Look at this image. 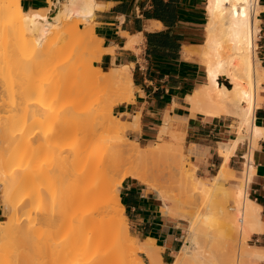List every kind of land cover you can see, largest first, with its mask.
<instances>
[{
  "label": "bare ground",
  "instance_id": "1",
  "mask_svg": "<svg viewBox=\"0 0 264 264\" xmlns=\"http://www.w3.org/2000/svg\"><path fill=\"white\" fill-rule=\"evenodd\" d=\"M48 1L52 3V7L24 8L21 0H0L2 32L21 31L22 34L18 37L15 47L21 51L34 43L29 33L31 25L52 30L59 37L64 38L59 50H63L65 56V61L62 62L66 80L74 69H80L84 74L83 80L90 83L95 79L96 74L92 70L88 71V68L93 59L96 61L101 59L105 50L102 46L103 40L94 31L96 39H89L87 33L90 34V30V33L87 29L81 30L78 20L74 21L73 17H81L84 20L94 19L95 9L101 4L97 0ZM261 9L259 0H208L205 41L199 52L193 50L192 46L184 48L188 57L200 55L201 63L207 69L206 81L187 96L191 110L208 115H233L239 119L238 136L220 144L219 151L223 160L210 182L200 181V184H197L195 173L185 170L181 161L169 165L171 175L178 176L179 187L184 192L200 189L203 192L213 191L212 194L216 190L219 194L220 190L225 193L227 188L223 187V180L234 175L229 161L238 144L245 138L244 133L250 131L249 138L256 145L263 133V127L254 122L255 109L264 101L260 90L264 89L262 85L264 67L261 66L257 55L256 42L261 31V19L258 17ZM226 39L232 41L231 46H227ZM88 52L91 53L92 59ZM129 66H115L108 72L97 66L94 70L95 73L102 74L99 79L117 82L119 91L115 99L117 103L130 101L134 97ZM221 77L229 80L230 85L221 83L219 80ZM52 94L51 91H41L25 96L26 98L22 100L24 106H21V103L14 104L6 110L8 114L4 115L5 123L3 122V125L0 123V190L3 195V207L9 213L8 220L0 224V264H145L132 255L131 251L138 249L147 253L150 258L149 264H163L160 247L155 238L131 236L128 217L124 214L125 206L120 198V188L123 181L131 177L155 189L165 215H177L175 208H172L173 204L171 206L169 204L170 200L174 202L176 200L164 188L153 182L151 176L153 173L150 174L151 169L148 170L146 166L149 157L143 152L147 149L142 148L138 141L131 139L133 145L120 148L122 154H127L124 158V164H127L125 166L121 162L114 163L112 160V146L108 143V138L97 134L93 138L88 136L89 131L94 127H102L107 131L115 130V127L119 128L112 120L92 121L84 127L83 134L86 137L82 138L79 147L75 149L70 147L71 151L68 150L69 152L67 151L68 153L62 157V160H65L63 163L66 162L65 165L63 164L65 169L53 186L47 188V195L51 199L65 193L60 197L63 200L53 201L43 208L36 207L38 206L35 205L36 201L42 198L43 193L35 185L26 187L31 185L38 173L35 168L23 169V166L18 165L13 158L14 123L21 120L30 128L37 127V129L49 124L47 122L50 120L49 114L52 110L46 102L54 97ZM112 106L110 104V113ZM104 112L103 110L101 114ZM168 121L164 123L160 137L173 126ZM117 122L122 126V131L128 126V122L121 119ZM179 136L180 134L175 133L176 138ZM177 149L182 154V146L176 143L170 145L162 143L148 151L150 150L149 154L153 160L156 157H170L172 151ZM245 166V184L240 183L236 191L238 200L240 202L243 200L241 206L243 225L239 229V221L236 218H231L232 220L227 222V229L224 230L226 236H223L222 240L225 246L227 244L231 246L230 242L233 238L230 240V237L237 234V230L238 232L241 230L242 235L244 232L249 237L251 232L262 229V207L248 193L251 175L253 176L256 171L252 155L245 162ZM121 171L122 178H117V174ZM31 178L33 181L30 180ZM176 205L179 207L180 204L177 202ZM222 212L221 215L225 218L230 215L225 210ZM211 214V212L207 213L208 218L201 215L200 218L193 216L189 219L188 233L184 242L175 252V258L167 264H193V262L217 264L208 258L200 245L202 239L199 240L200 226L211 220ZM179 217L182 220L187 218L185 214H180ZM198 220L201 222L198 223ZM224 231L222 234H225ZM226 252L222 257L226 256L228 259ZM244 257L263 260L264 249L257 248L254 251L245 249ZM230 261L232 259L222 262L227 264L231 263Z\"/></svg>",
  "mask_w": 264,
  "mask_h": 264
},
{
  "label": "crops",
  "instance_id": "2",
  "mask_svg": "<svg viewBox=\"0 0 264 264\" xmlns=\"http://www.w3.org/2000/svg\"><path fill=\"white\" fill-rule=\"evenodd\" d=\"M97 2L101 5L95 9L94 32L103 40L105 49L97 63L107 69L130 65L133 79L134 97L114 107V113L128 122L125 133L138 142L150 141L157 135L160 137L164 123L169 120L173 126L163 135L177 128L187 150L203 157V172L219 168L223 160L220 144L238 136V125L233 126V115L193 112L187 99L188 94L207 79L206 67L197 58L188 57L184 50L186 46L197 48L205 41L207 11L203 0ZM21 3L24 8L49 6L48 0H21ZM259 4L262 25L258 56L264 67V0H259ZM262 96L264 99V89ZM254 114V122L263 127V133L255 147L249 139L240 142L229 166L234 172L242 171L247 161L245 157L254 158L256 171L248 193L262 207V229L253 231L250 236L253 235L255 247L264 249V101ZM120 198L135 233L155 238L161 248L163 264H167L180 245L183 227L169 220L161 210L157 195L135 179L123 181ZM2 214L0 198V217Z\"/></svg>",
  "mask_w": 264,
  "mask_h": 264
},
{
  "label": "rangeland",
  "instance_id": "3",
  "mask_svg": "<svg viewBox=\"0 0 264 264\" xmlns=\"http://www.w3.org/2000/svg\"><path fill=\"white\" fill-rule=\"evenodd\" d=\"M207 1L208 0H203L205 9ZM49 6L52 7V3L50 1ZM53 11L54 9H52V12ZM258 17L261 19V11ZM73 20H78V25L81 30L87 29L88 32L90 30L91 33H87L89 39H96L94 34L95 32L93 33L94 19L84 20L81 17L77 18V16H74ZM1 22L2 19H0V123L2 125L5 123L4 115L8 114L6 110L11 108L14 104L21 103V106H24L22 100H24L23 98L25 96L33 95L41 91H51L54 94H52L54 97L46 102L47 106H49V108L52 110V112L49 114L50 120L47 122L49 124L42 125L39 127V129H37V127L30 128L21 120H18L14 123L15 130L13 158L18 162V165L23 166V169L30 167L35 168L37 171L38 175L34 177V181L32 180L33 178L30 179L33 182L29 181L31 182V185H27L26 188L34 187V185L40 188L43 196L39 201H36L35 205H38L36 207L43 208L52 204L53 201L58 202L63 200V198L60 197L64 196L65 193H61V195L54 196V199H51V197L47 195V188L49 186H53L55 180L65 169L63 164L66 162L63 163L65 160H62V157H64V155L69 152L68 150L71 151V149L79 147L82 138L86 137V135L83 134V130L87 124L92 121L112 120V122L115 123V126L119 127H112L116 131L113 129H109L107 131L102 127H94V129H91L88 134V136L91 138L97 134L109 139L108 143H110L112 146V160L114 163L121 162L122 165H125L124 158L127 156V154H122V152H120V148L129 147L131 144L133 145L134 143L132 140L134 139L125 133L126 129L122 131V126H119L120 124L117 122L120 120V115H116V113H114V107L117 104H120L115 101L117 95L119 94L117 82L113 80L111 82H109V80H101L99 77L102 74L100 72H94L97 66H100L105 72H108L110 69L102 67L97 63L96 60L93 59L88 71L92 70V72L96 75L95 79H93L90 83L83 80L85 79L84 74L83 72H80V69H74L73 72L68 75V80H66L63 73L64 65L62 62L65 61V56L63 55V50H59V46L64 43V38L62 39L61 36L59 37L58 34L54 33L48 28L31 25L29 33L31 38L34 40V43L20 51L15 47L18 42V37L22 34V32L8 31L7 33H3L1 30ZM261 22L260 26L262 25ZM259 36L260 33L256 40L258 43L257 55L259 51ZM225 43L227 46L232 45V41L228 39H226ZM201 45H199L197 48H193V50L199 52L202 47ZM88 53L85 55L87 56ZM89 54L91 55V53ZM193 57L197 58L201 62L200 55H195ZM79 72L81 73V76L79 75ZM219 80L221 83L230 85L229 80L224 77H221ZM76 82H78V84ZM260 90H263V88ZM67 91H69L68 95L66 93ZM110 104L113 105L111 108V113L109 111ZM103 110L105 112L104 114H101ZM232 117L234 119L233 126L238 125V119L234 116ZM175 133L179 135L180 131L174 127L166 135L161 136L160 138L162 139H160L157 135V137H154L150 141L142 140L139 143L142 148L145 150L147 149L143 152L145 155L147 154L146 157H149V160L147 159L146 161V166L148 170L149 168L151 169L149 173L154 174H151L153 182H156L160 188H164V190H166L168 194L171 195L172 198H175V200L180 204L178 207V205H176V201H169L170 206L173 204L172 208H175L177 215L172 216L165 215L163 213L174 224L183 227L180 245L178 246L177 250L181 248L184 238L188 233L189 219H191L193 216L195 218H200L201 215L206 217L207 213L211 212V220L207 221L206 223H202V226L198 225V227H201H199L201 231L198 228L200 231L199 233L201 234V238L199 237V240L202 239L200 241L201 248L204 249L205 254L209 256L208 258L210 260L215 261L217 264H226L224 262L230 259H232V261H230L231 263L227 264H264V260L258 262V260L255 258L244 257L245 249L252 251L257 249V247H255L256 244L253 239V235L248 237L243 232V236L242 231L239 230L238 232L237 230V234L235 233L230 237V240L233 238L230 242L231 246L230 244L225 246V244H223L224 241L222 242L223 236H226V231L224 230L227 226V222L232 220L231 218H236V220L239 221V229H241V225H243L241 211L243 200H241V202L238 200L236 191L240 183L245 184L244 175L246 172V166L244 165L242 171L236 170L233 177H229L230 179L227 178L223 180V187L225 186L227 188L225 193L220 190L222 194H219L216 190L215 193L217 194H212L213 191L212 193L203 192L200 189L184 192V190L179 187L177 181L178 176L176 177L171 175L169 165L175 163L177 164L179 161H181L185 166V170L190 173H195V181L197 184H200V181L210 182L214 174H216L218 167H214L211 171H206V173L203 172L201 169L203 157L188 151L184 146L183 136L180 134V136L176 138ZM244 134L245 138L242 141L245 139L250 140V131H246ZM173 142H176V144L182 146V154H180V151L177 149L172 151L173 153L170 157H156L152 160L150 157L151 154H149L150 150L148 151V149H152L155 145L160 146L162 143L163 145H170ZM150 143L151 145H148ZM251 145L252 147H255L256 143L251 141ZM70 147L71 149H69ZM117 178H122V171L117 174ZM251 178L253 179L252 175ZM126 179L132 178L127 177ZM142 186L149 188V192L155 196L157 195L155 189L148 187V185L145 184H142ZM0 198L1 201H3L1 190ZM162 207L163 206L161 204V210ZM223 210H225L226 213H230L227 218L221 215ZM180 214H185V217L187 218L182 220L179 217ZM8 218L9 213H7L3 207V214L0 217V224L7 221ZM197 222L199 223L201 221L198 220ZM203 226H205V228ZM129 229L133 238L139 237V235L135 233V229L133 228L130 221ZM223 231L225 234H222ZM228 235L230 236V234ZM242 237L244 238L242 239ZM223 247L225 248V251L223 250ZM226 249L229 256L228 259L226 256L222 257L224 252H226ZM131 252L132 255L136 257V259L138 258L145 264L150 263V258L147 256L145 251L138 249ZM159 252L161 254V248L159 249ZM175 252L176 251H174L173 254L168 258V262L175 258ZM239 252H241V254H239ZM193 264L197 263L193 262ZM204 264H206V262Z\"/></svg>",
  "mask_w": 264,
  "mask_h": 264
},
{
  "label": "built area",
  "instance_id": "4",
  "mask_svg": "<svg viewBox=\"0 0 264 264\" xmlns=\"http://www.w3.org/2000/svg\"><path fill=\"white\" fill-rule=\"evenodd\" d=\"M246 158V160H248V158H249V155H247V157H245Z\"/></svg>",
  "mask_w": 264,
  "mask_h": 264
}]
</instances>
